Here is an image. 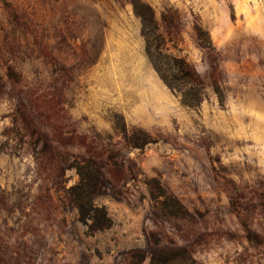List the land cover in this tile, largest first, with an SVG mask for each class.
Listing matches in <instances>:
<instances>
[{"label":"rangeland","instance_id":"374dc122","mask_svg":"<svg viewBox=\"0 0 264 264\" xmlns=\"http://www.w3.org/2000/svg\"><path fill=\"white\" fill-rule=\"evenodd\" d=\"M152 257L264 264V0H0V264Z\"/></svg>","mask_w":264,"mask_h":264},{"label":"trees","instance_id":"16d2710c","mask_svg":"<svg viewBox=\"0 0 264 264\" xmlns=\"http://www.w3.org/2000/svg\"><path fill=\"white\" fill-rule=\"evenodd\" d=\"M149 15L152 17V14L150 12H149ZM151 22H152V20H151ZM182 64L184 66L186 65L185 63H182ZM178 67H180L179 71H182V70L185 69V68H182L181 66H178ZM129 138H130L129 142L135 143V142L131 141V136ZM136 139H139V138L136 137ZM86 175H87V177L89 178L90 181H94L96 179L94 175H91V174H89V176H88V174H86ZM90 184L91 183H88V186H90ZM81 201H82L81 199H78L76 203H77V208H78L79 214L82 217V221H85V220H87L90 217V215H89L87 209H85L84 206L82 205ZM93 209H94V211H96L98 213H94L93 216H91L92 217V222L88 226L92 230L109 227V225L111 224V220L108 217L107 212L105 210H100V209H98L96 207H93ZM149 264H158V263L152 257ZM191 264H194V263H191Z\"/></svg>","mask_w":264,"mask_h":264}]
</instances>
